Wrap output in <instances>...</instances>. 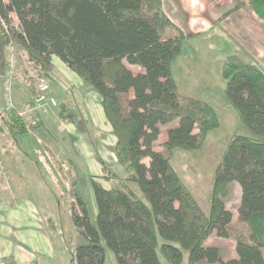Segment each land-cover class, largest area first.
I'll return each mask as SVG.
<instances>
[{"label": "trees", "instance_id": "16d2710c", "mask_svg": "<svg viewBox=\"0 0 264 264\" xmlns=\"http://www.w3.org/2000/svg\"><path fill=\"white\" fill-rule=\"evenodd\" d=\"M247 3L264 21V0ZM189 35L165 13L163 0H0L3 44L21 46L49 79L57 56L100 95L117 164L127 171L122 176L104 165L117 183L109 188L90 177L94 223L83 198L74 195L71 220L80 237L75 264H104L105 247L117 264H162L160 257L181 264L184 251L187 264H264V70L235 55L222 64L225 95L252 135L229 138L204 212L170 163L175 148H201L219 125L214 108L180 94L172 75L171 63ZM28 81L33 106L37 92ZM68 112L60 104V115L70 117ZM1 113L14 135L45 124L39 114L27 124L15 108ZM162 125L165 137L156 145ZM233 184L240 187L237 228L226 206ZM213 231L234 239L235 256L204 243Z\"/></svg>", "mask_w": 264, "mask_h": 264}, {"label": "rangeland", "instance_id": "374dc122", "mask_svg": "<svg viewBox=\"0 0 264 264\" xmlns=\"http://www.w3.org/2000/svg\"><path fill=\"white\" fill-rule=\"evenodd\" d=\"M187 1H194L195 8L199 9L202 3L208 4L211 0ZM175 2L178 3L177 0H163V9L165 12L174 13V19L182 21L185 15L175 11ZM229 12L222 15L225 16ZM10 17L11 22L17 28L19 22L16 15L11 13ZM215 31L217 30L215 29ZM208 33L210 32L198 34L191 40L192 43H186L184 46L185 53L189 49L192 51L193 55L188 53L196 60L197 65L192 66L189 61L185 65L175 63L173 77L180 79L178 82L180 94L201 100L214 108L219 125L208 132L201 148L194 150L175 148L170 159L178 176L204 212L208 210V196L212 188L214 168L226 148L229 138L234 133L252 135L241 122L238 110L225 95V79L221 72L222 64L231 55H235L242 62H252L246 59L242 53L235 51L233 45L236 47L238 44L232 43L224 34H219V36L213 34L212 37H209ZM261 50L264 52V48ZM52 61L64 72L62 75H66L67 82L82 86L77 75L57 56H52ZM131 68L135 71L140 70V67L136 65H131ZM45 77L21 46L13 42L5 45L0 38V92L3 90L0 93V110L15 108L27 124L35 122L37 114L45 121V124L36 131L14 135L11 134L5 123L6 115H0V181L2 183L0 186V209L2 212L0 264H75L73 254L80 237L71 220L70 206L71 202H75L74 195L83 198L88 207L90 219L94 223L96 204L90 177H94L106 188L117 184L115 179L110 178V171L99 169V159L103 158L102 160L107 162L113 159L111 152V146L115 140L113 135L110 133L102 141L103 143H96L97 151L95 150V152L91 149L94 144L85 143L84 146L87 149L90 148L89 155L82 160L75 158L72 155L74 150L71 136L63 131L66 126L69 127V124L63 121L64 118L60 115V103L68 104L69 102L65 97L53 93L56 86L52 78ZM29 78L31 84L38 88L37 92L40 79L43 78L47 83V88L44 91L47 98L44 101L49 100L50 102L49 98H52L55 103L39 102L41 106L43 104V108L38 103L41 108L31 110V107L23 102L29 89ZM76 88L70 87L71 95L69 97H71V101L73 100V106L70 107L68 113L80 117L79 120H81L84 104L80 98L82 94ZM90 93L99 102V95L93 91ZM73 95L78 99L74 101ZM90 101L95 104L92 103L94 109L100 108L96 101L92 99ZM104 123L103 130L108 127L106 121ZM77 124L81 126L82 123L78 121ZM84 124L86 123L84 122ZM165 128V125L161 126L156 145H159L164 139ZM83 143L75 145L80 148ZM95 154L100 155L99 159L95 158ZM143 161L145 164L148 163L147 158ZM85 166H88L91 172H88L89 169L86 170ZM112 169L122 176L127 175V171L117 163ZM129 185L134 189L136 187L131 183ZM135 192L141 195L137 187ZM239 197L240 187L238 184H233L226 200V206L232 213V226L236 228L242 226L241 223H238ZM7 207L11 211L7 210L4 213V209ZM17 221L22 226L16 224ZM29 222L41 228L40 242L30 237L28 228H31L32 225ZM20 231L22 233L18 235ZM43 231H46L44 233L46 235L43 234ZM22 242L27 244H22ZM204 243L224 248L226 257L236 254L234 239L219 237L214 231ZM160 259L162 264H171L162 257ZM104 264H117L113 251L107 247H105ZM181 264H187L186 251L183 253ZM201 264L209 263L202 262Z\"/></svg>", "mask_w": 264, "mask_h": 264}, {"label": "crops", "instance_id": "0c3cea01", "mask_svg": "<svg viewBox=\"0 0 264 264\" xmlns=\"http://www.w3.org/2000/svg\"><path fill=\"white\" fill-rule=\"evenodd\" d=\"M177 1L178 3L175 2V11L178 13L181 12L183 15H185V18L182 21H180L179 19H174L173 17L174 13L172 12H165V13L170 17V19H172L174 23L177 24V26L183 29L185 33H188L190 35L187 36L182 41L181 50L171 63L172 75L174 72L173 68H174L175 63H178V65L179 63L185 65V63L186 62L188 63L189 61V64H191L192 66L197 65L195 62L196 60H194L193 57L189 55V53L193 55L192 51L189 49L188 51L189 53L188 52L185 53L184 46L186 43L187 44L192 43L191 41L192 39H194L198 34L204 33V32H210L208 33L210 34L209 37H212L213 34H216L215 36H219V34H224V36L228 38V40L232 41V43L239 45V46L237 45L236 47L235 45H233L235 51L242 53L246 59L250 60L252 63L257 64L262 70H264V52H262L261 50V48H264V22L252 10L250 5L247 3V0H211L208 4L202 3L199 9L195 8V3H193L194 1L193 2H188L187 0H177ZM235 6H237V8ZM234 7L235 9L232 12H229ZM225 12H229V13L223 16L222 14H224ZM215 29L217 31H215ZM221 37H223V35ZM207 41L211 42L210 40H207ZM53 65H54V68H53L51 78L53 80V83L56 86V88L53 90V93H56L60 95L61 97H65L66 101L69 102L68 104H65L63 102H61L60 104L64 105V107L68 111H70L69 110L70 107L73 106L72 105L73 100L71 101V97H69V95H71L70 87H77L76 89L80 91V93L82 94V97L80 96V98H81V101H83L82 103L84 104V107H83V112H82L83 117L81 118V120H79L80 117H76L75 115H71L70 117H67V118L63 117L64 118L63 121L69 124V127L66 126L65 130L63 131L67 132V134L71 136L72 148L74 150V152L72 151L73 153L72 155H74L75 158L76 157L78 159L81 158L82 160V159H85L89 155V150H90V148L87 149L86 146H84L85 143L87 144V142H89L91 144H94L93 145L94 147L91 149L93 150V152H95V150L97 151V145H95L96 143L102 142L104 139L108 137L110 133L111 135H113L114 138L115 136L113 134L110 123L107 121L104 115V112L101 106V98L99 99V102H98L96 101V98H94L91 95L92 93H90V91H93V92H96V91L86 86L84 82L82 81V79L79 78L78 76L77 77L80 79L82 86H77L74 83L67 82V80L65 79L66 75H62L64 72L61 71L55 63H53ZM174 79L176 81L177 89L179 91L180 87H179L178 82L180 79L178 80V77H175ZM34 87L37 92L38 88L36 86ZM38 93L39 91L37 92V95L35 98V105L33 106L27 103V95L23 98V102H25L27 106H30L31 110L38 109L41 107L43 108V104L41 106L39 102L50 103L49 100L38 101L37 100ZM75 99H78V97L76 98L74 96V101ZM91 99L96 101L99 104L100 106L99 109L93 108L94 103L90 101ZM60 101L62 100L60 99ZM38 103L41 107L38 105ZM17 113L19 114L18 111ZM0 115H2V113ZM101 115H102V118H101ZM78 121H80L83 125L80 124L81 126H79V124H77ZM104 121H106L109 128L105 127V129L103 130L104 125H105ZM84 122L86 124H84ZM34 123L35 122H33L32 124ZM33 131H36V130L27 128V133L33 132ZM97 131H99L100 134L97 133ZM115 140H114V144H115ZM80 142H84V143L80 148H77L75 144L80 143ZM114 144L111 146V152L113 155L112 156L113 159L111 161L107 162L106 160H102L103 159L102 157H101L102 159H99L100 155L95 154V158L100 160L99 169H103L104 165H108L111 168L116 165L117 161H116V157H115L114 149H113ZM85 168L86 170L88 168L89 169L88 172H91L88 166H85ZM0 186H2L1 181H0ZM7 210L11 211V209L7 207L6 209H4V213H6ZM0 222H2L1 209H0ZM16 224H19V226H22L21 223H19L18 221L16 222ZM29 224L31 223L29 222ZM31 225H32L31 228H28L30 237L33 240L35 239V240H38V242H40L39 234H40L41 228L36 224H31ZM22 231H20L18 235L21 234ZM0 232H2L1 223H0ZM44 233H46V231H43V234ZM0 236L2 237V235ZM22 244H27V243L22 242Z\"/></svg>", "mask_w": 264, "mask_h": 264}, {"label": "built area", "instance_id": "2783aa9c", "mask_svg": "<svg viewBox=\"0 0 264 264\" xmlns=\"http://www.w3.org/2000/svg\"><path fill=\"white\" fill-rule=\"evenodd\" d=\"M39 80V78H38ZM47 88V83L43 78L40 79V84H39V93L37 96L38 101H43L47 98L46 94L44 93L45 89ZM51 103H55V101L52 98H49Z\"/></svg>", "mask_w": 264, "mask_h": 264}]
</instances>
